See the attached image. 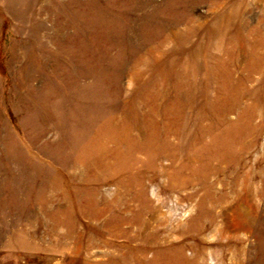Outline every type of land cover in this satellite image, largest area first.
Segmentation results:
<instances>
[{
  "label": "rangeland",
  "instance_id": "rangeland-1",
  "mask_svg": "<svg viewBox=\"0 0 264 264\" xmlns=\"http://www.w3.org/2000/svg\"><path fill=\"white\" fill-rule=\"evenodd\" d=\"M0 264H264V0H0Z\"/></svg>",
  "mask_w": 264,
  "mask_h": 264
}]
</instances>
